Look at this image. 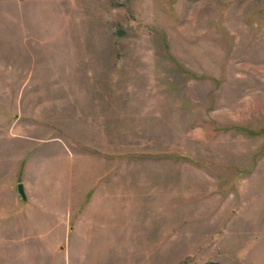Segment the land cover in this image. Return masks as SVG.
Here are the masks:
<instances>
[{"label":"rangeland","instance_id":"374dc122","mask_svg":"<svg viewBox=\"0 0 264 264\" xmlns=\"http://www.w3.org/2000/svg\"><path fill=\"white\" fill-rule=\"evenodd\" d=\"M208 263L264 264V0H0V264Z\"/></svg>","mask_w":264,"mask_h":264},{"label":"water","instance_id":"95a60500","mask_svg":"<svg viewBox=\"0 0 264 264\" xmlns=\"http://www.w3.org/2000/svg\"><path fill=\"white\" fill-rule=\"evenodd\" d=\"M18 192H19V194L24 198L25 197V195H24V191H23V188H22V184H18Z\"/></svg>","mask_w":264,"mask_h":264},{"label":"trees","instance_id":"16d2710c","mask_svg":"<svg viewBox=\"0 0 264 264\" xmlns=\"http://www.w3.org/2000/svg\"><path fill=\"white\" fill-rule=\"evenodd\" d=\"M208 264H215V263H208Z\"/></svg>","mask_w":264,"mask_h":264}]
</instances>
